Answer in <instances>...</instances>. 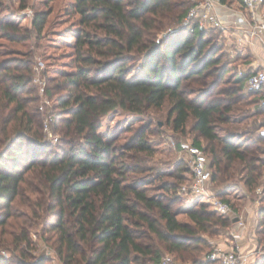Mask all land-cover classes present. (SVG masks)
Returning a JSON list of instances; mask_svg holds the SVG:
<instances>
[{
	"label": "trees",
	"instance_id": "1",
	"mask_svg": "<svg viewBox=\"0 0 264 264\" xmlns=\"http://www.w3.org/2000/svg\"><path fill=\"white\" fill-rule=\"evenodd\" d=\"M241 1L221 0L230 5ZM191 6L189 0H76L82 28L74 33L75 70L62 72L56 83V90L65 93L57 95L50 118L52 131L60 136L57 144L44 142L45 117L30 87L31 63L0 62V226L17 220L13 227L20 233L9 235L16 249L31 245L25 227L43 218L47 230L58 235L56 250L64 264H159L163 252L192 264H213L199 256L202 235H218L234 217L201 203L186 212L192 224L180 222L175 205L190 167L179 166L172 174L175 182L155 188V181L141 176L150 171L143 166L145 156L154 152L145 132L126 145L99 133L114 112L141 115L169 102L173 130L186 134L192 120V144L207 155L211 187L220 199L231 205L219 189L233 187L237 177L248 191L264 186V137L246 138L264 126L250 123L264 113L258 95L244 92L250 73L233 76L232 62L218 56L219 44L205 51L207 30L181 28L160 45L152 39L181 23ZM47 19V12L38 11L32 20L38 38ZM1 28L13 32L7 39L20 40L14 24ZM92 28L104 35L93 36ZM133 53L146 54V60L130 78ZM185 81L199 88L190 92ZM258 222L264 234V207ZM6 235L0 234L2 243ZM19 253L16 264H38L28 261L27 249ZM256 264H264V258Z\"/></svg>",
	"mask_w": 264,
	"mask_h": 264
},
{
	"label": "rangeland",
	"instance_id": "2",
	"mask_svg": "<svg viewBox=\"0 0 264 264\" xmlns=\"http://www.w3.org/2000/svg\"><path fill=\"white\" fill-rule=\"evenodd\" d=\"M203 1L189 0L192 4L190 9ZM45 2L43 0H26V3H24L23 0H0V62L4 63L8 60L15 59L31 63L32 82L30 87L36 89L35 96L38 98L37 105L39 111L45 117L44 132L46 138L44 142L57 144L56 138L60 136L52 131L50 118L57 95L64 94L65 91H58L55 86L60 80L62 72H72L75 70L76 39L74 33L82 27L81 17L75 10L76 0H54L48 4H45ZM23 5H26V7L23 8ZM231 5L234 6V4ZM38 11L47 12L48 14L46 27L40 38L37 37L32 28V20ZM184 21L185 19L179 24L173 23L158 32L152 38L156 45H160L166 38L176 34L183 28ZM7 24H14L20 29L22 36H20L19 41L9 40L5 37L9 32L11 34L13 33L12 31H5L4 28H1V25L5 26ZM207 31L206 38L210 40V43L207 44L205 51H209L216 44H219V48L221 49L218 56H225V62L226 58L232 62L229 69L233 72V76L237 74L242 77V75L245 76L254 71L247 67L251 63V59H248L249 56H247V53L234 48L231 38L228 37L231 35L227 36L218 29L215 31L212 27ZM90 32L93 36L95 34L100 36L104 35L102 31L93 28L90 29ZM29 34H31L30 37ZM129 58L133 60L129 63L131 70L130 78H133L142 71L146 54L133 53ZM185 84L190 89V92L192 89L197 90L199 88L198 85H194L191 82L185 81ZM244 92L249 94L245 89V83ZM191 96L193 97L194 95ZM255 106L256 104L250 107L251 113L256 112L257 109ZM169 111V102H166L160 111L151 108L141 115L119 110L103 120V125L99 132L106 141L117 139V144L119 145L129 144L136 139L140 132H145V138L154 152L145 156L143 166H146L150 171L141 176L143 179L155 181V188H158L164 182H175L172 174L178 171L179 166L183 165L185 168L187 164L190 167L188 157L180 150V145L182 143H193L194 141L195 137L190 133L192 120L188 123L187 133L181 134L173 130ZM253 120L256 122V128L260 124H264V113L258 115L256 119H252L250 123L254 122ZM222 127L226 128L224 125ZM259 130L253 135H247L246 138L257 137L258 134L260 135ZM219 134L224 136L225 132L221 131ZM204 144L206 145V143ZM185 176H189V178L181 184L178 190L181 199L177 201L175 208L178 209V220L180 222L192 224L186 212L201 205V203H204V200L192 195H186L181 191L182 186L188 184L190 181V174L185 173ZM239 179L240 177H237L236 185L233 187L219 189L223 193V198L229 200L231 206L234 208L228 216L235 218L238 215H243L244 211L253 208L257 215L256 223L249 225L250 227L246 231L245 240L238 241L240 239L238 236L240 235L235 229L234 225L236 223L231 224L228 229L221 230L218 235H202L205 245L199 247L202 251L199 255L201 259L208 260L209 254L221 243L234 246L231 250L242 253L247 258L246 264H256L264 258V234L260 233L262 232V228L258 222L259 210L264 207V186L262 184L256 189L248 191ZM260 182H264V172ZM211 191L213 195H217L218 190L213 186L211 187ZM206 204L210 206L209 210L217 212L209 203ZM25 210V207H23L22 211ZM15 222H17L16 219H10L8 223L11 226H0V234L3 231H7L8 233L4 237L6 240L5 243L1 242L0 237V260L11 261L10 264H16V262L20 261L19 251L27 249L31 255V258L28 260L29 262L34 261L38 264H64L56 250L58 235L54 231L47 230L43 218L33 221V224L31 223L32 225L28 224L26 227L24 226L30 232L29 238L31 245L27 247L23 243L17 249L16 244L13 243L11 236H9L11 233L18 232L19 234V231H21L19 227H13V223ZM20 222H24V219H20ZM165 256H171L176 264H192L189 260H185L179 255L169 252H163L159 264H162V259ZM212 262L213 264H219L215 261Z\"/></svg>",
	"mask_w": 264,
	"mask_h": 264
},
{
	"label": "built area",
	"instance_id": "3",
	"mask_svg": "<svg viewBox=\"0 0 264 264\" xmlns=\"http://www.w3.org/2000/svg\"><path fill=\"white\" fill-rule=\"evenodd\" d=\"M263 11L264 0H242L234 6L223 4L221 0H204L189 10L182 27L191 32H204L212 27L221 30L227 36L231 35L228 37L231 40L234 38L236 44L243 47L251 39L261 38L264 34ZM245 89L248 93L258 95V105L264 109V68H257L246 76ZM259 133L264 137V126L260 128ZM180 150L187 155L191 170L190 181L182 186L181 191L186 195L201 198L221 215H230L233 210L231 205L217 195H213L211 191L212 170L204 150L192 143H182ZM236 224L239 228H245L242 219ZM208 260L219 264L247 263V258L242 253L225 250L221 246H217L209 254ZM162 264L176 263L171 256H165Z\"/></svg>",
	"mask_w": 264,
	"mask_h": 264
},
{
	"label": "crops",
	"instance_id": "4",
	"mask_svg": "<svg viewBox=\"0 0 264 264\" xmlns=\"http://www.w3.org/2000/svg\"><path fill=\"white\" fill-rule=\"evenodd\" d=\"M232 43L234 45V48L239 49L242 52L247 53V56H249L248 59H251V63L248 64V68L251 70H255L257 68L262 69L264 68V34L261 35V38H254L251 39L249 43H246L243 47L238 46L236 44V41L234 38H232ZM251 57V58H250ZM242 215V214H241ZM238 215L240 219H242L245 222V228H239L237 224H235V229L239 232L238 238L240 240H245L246 231L250 227L251 223H256L257 215L254 212L253 208L244 211V214ZM219 246L223 247L225 250H231L234 248V246H231L227 243H221ZM239 247V246H238Z\"/></svg>",
	"mask_w": 264,
	"mask_h": 264
},
{
	"label": "water",
	"instance_id": "5",
	"mask_svg": "<svg viewBox=\"0 0 264 264\" xmlns=\"http://www.w3.org/2000/svg\"><path fill=\"white\" fill-rule=\"evenodd\" d=\"M239 220H240L239 217H235V218L233 219V223H237Z\"/></svg>",
	"mask_w": 264,
	"mask_h": 264
}]
</instances>
